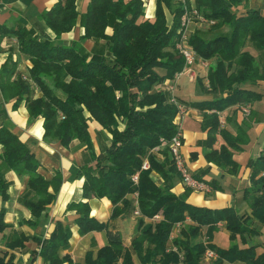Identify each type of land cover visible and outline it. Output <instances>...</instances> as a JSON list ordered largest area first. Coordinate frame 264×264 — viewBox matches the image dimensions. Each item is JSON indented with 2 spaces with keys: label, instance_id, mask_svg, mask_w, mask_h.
I'll return each instance as SVG.
<instances>
[{
  "label": "trees",
  "instance_id": "obj_1",
  "mask_svg": "<svg viewBox=\"0 0 264 264\" xmlns=\"http://www.w3.org/2000/svg\"><path fill=\"white\" fill-rule=\"evenodd\" d=\"M245 1L156 0L154 20L138 21L143 14L141 0H90L79 16L82 34L68 44L25 26L0 30L1 35L15 37L19 50L30 61L26 76L10 57L0 65V102L11 101L13 109L24 102L29 120L42 118L43 140L67 147L77 139L86 146L78 172L83 177V197H106L112 205L111 219L139 212L138 234L124 244L118 232L107 230L108 223L89 216L88 201L69 203L67 209L77 213L79 234L101 230L107 234L106 243L86 251L78 264H203L206 249L215 253L208 264H264V250L258 251L257 244L239 247V243L246 244V238L258 236V225L264 224V147L246 163L251 185L243 190V197L249 212H239L233 206L211 209L187 203L191 188L185 186L178 195L171 191L174 179H180L167 146L177 130V108L166 90L151 91L153 85L174 79L182 70L184 59L175 43L185 8L195 7L213 21V28L228 25L227 34L202 39L193 33L188 38L197 57L215 59L207 74V90L212 97L189 102L175 99L202 112L201 128L207 132L203 142L206 160L236 174L239 164L233 153L248 142V124L245 121L244 126H237L232 135L221 127L219 113L260 99L254 87L264 81V9H238ZM163 7L172 14L170 25L166 24ZM40 17L59 37L75 25V0H57ZM107 26L112 28L111 34L105 33ZM84 39L103 44L88 54L80 45ZM248 41L261 61L245 49ZM198 86L205 89L201 83ZM88 118L110 135L109 144L98 154L87 131ZM217 135L223 143L214 147ZM161 143L165 144L163 160L154 150ZM40 166L32 149L5 123L0 110V198L8 199L11 182L6 172L25 177L19 201L32 219L21 224L34 228L47 216L61 183L58 169L47 179L39 171ZM152 172L161 183L153 180ZM135 174L136 182L131 179ZM208 184L218 189L213 181ZM4 214L1 208L0 233L9 227ZM156 215L159 218H154ZM218 224L228 233L227 248L212 242V231L218 229ZM175 228L177 233L173 234ZM202 234L204 239L196 240ZM71 235L70 227L60 220L53 221V229L43 238L12 230L3 236L0 264H16L10 251L23 248L29 240L34 243L31 261L39 257L45 264H72L69 255L62 254Z\"/></svg>",
  "mask_w": 264,
  "mask_h": 264
},
{
  "label": "crops",
  "instance_id": "obj_2",
  "mask_svg": "<svg viewBox=\"0 0 264 264\" xmlns=\"http://www.w3.org/2000/svg\"><path fill=\"white\" fill-rule=\"evenodd\" d=\"M56 1L0 0V30L3 27L13 29L20 25L33 29L36 34H45L51 39L65 44L77 41L83 32V28L79 23V16L86 11L90 0H75V10L78 13L75 25L70 31L62 33L59 37L55 36V33L45 25L40 17V14L44 10L51 8ZM141 1L143 14L139 17L138 21H153L156 0ZM191 5H193L192 2ZM238 9H264V0H246L238 6ZM163 12L166 24L170 25L172 22L171 12L166 7H163ZM111 32L112 28L107 26L105 33L111 34ZM102 44V41L95 43L92 39L80 41V45L88 54H91L94 49H99ZM8 57L16 63L17 70L26 76L28 68L30 67V61L27 55L19 50L15 37L8 34L1 35L0 33V65ZM194 68L198 70V65L195 64ZM206 95L209 98L212 97L211 94ZM176 98L180 99L178 97ZM11 104V101L0 102V110L4 115L5 123L10 126L20 141L32 149L35 157L41 164L39 171L47 179H50L53 170L58 169L61 173V183L53 202L49 205L47 216L42 217L38 225L34 228L26 224H21L23 220L32 219L29 210L19 201V196L25 189L26 178L16 175L13 171L6 172V178L11 184L8 188V199L2 201L0 198V209H4V221L9 224V227L0 233V248H4L3 236L8 235L12 230L23 231L26 234L43 238L47 237L53 229V221L60 220L67 223L72 232L71 238L69 239V246L62 251V254H68L72 262L78 264L82 261L86 251L90 249L96 250L107 241L106 230L90 231L82 235L78 233V227L75 222L77 213L74 210H68L67 206L71 202L79 201H88L90 206L89 216L108 223L107 230L118 232L121 235L123 243L129 244L131 239L138 233L137 217L134 216V213H124L119 217L111 219L112 205L106 197H92L88 199L82 195L83 177L78 172L79 166L85 157L86 146L77 139L72 140L67 147L61 146L57 141L43 140L42 118L38 117L29 120L24 102H21L14 109ZM185 108V114L178 120L182 139L180 154L189 173L191 175H197L199 180L207 186L205 189H189L186 195V202L211 209L233 206L239 212H249L248 202L243 197V190L251 185L249 180L250 168L246 165L247 162L244 163L243 159L238 157L239 151L233 153V159L239 164V169L236 174H229L226 169H221L212 162H208L204 156L203 142L207 138V132L201 128L202 112L191 106H185ZM250 111L252 113H250L251 117L249 116L250 118L246 119L238 106L226 108L219 113L221 127L234 135L236 133V127L240 125L244 126V122L246 121L248 124L246 126L247 130L250 124L257 123L260 120L258 114L253 110L252 104H250ZM86 123L93 150L98 154L100 150H103L109 144L110 135L101 129V126L94 119L88 118ZM222 143L221 136L217 135L214 147H218ZM263 147L264 144L252 158L258 156ZM155 175L157 174L155 173ZM210 181H213L218 189H213L208 184ZM185 188L181 179L175 178L171 191L178 195L183 193ZM218 228L225 230L222 224H218ZM258 228L260 234L256 237L246 238V244L239 243V247L243 248L248 244H257V250L263 251L264 224H259ZM176 233L177 228L174 229V234ZM203 239L204 235L202 234L196 240ZM33 248L34 243L29 240L25 242L23 248L10 251L13 253L14 263L29 264L30 261L32 264H45L39 257L34 261L30 260V251ZM208 262V258L203 260V264H208ZM223 264L244 263L235 261L224 262Z\"/></svg>",
  "mask_w": 264,
  "mask_h": 264
},
{
  "label": "rangeland",
  "instance_id": "obj_3",
  "mask_svg": "<svg viewBox=\"0 0 264 264\" xmlns=\"http://www.w3.org/2000/svg\"><path fill=\"white\" fill-rule=\"evenodd\" d=\"M197 19H198L197 21L195 20V22L191 23L189 28L186 29V34L188 35V38L193 33H195L202 39H208L209 37L218 34H225V33L227 34L229 32L228 25H222L220 27L213 28L211 27L213 23L202 21L200 18ZM245 49L250 51L256 57L257 60L260 59L261 56H259L258 51L255 49L254 45L250 41L246 42ZM195 64L198 65V70L194 68ZM214 64H215L214 58L210 60H205L197 57L195 54V63L193 64V68L195 70L194 81H190L188 77L184 74L178 75L176 73L177 75L175 74L176 77L174 76V79L166 80L162 84L153 85L151 87V91L156 90L158 88L164 89L168 92V94H170V96L172 94L180 98L181 100L187 102L202 101L208 99L209 96L206 94L213 95V93L207 90L208 88L207 74L210 66H213ZM198 83H201L205 87L203 91L199 88ZM254 90L259 92L261 95L260 99L252 102V108L258 114L260 120L259 122L250 124L247 127L248 142L245 145H243L242 150L239 151V156H238L239 158L243 159L244 163H246L247 160L251 158L257 152V150L260 147H262L264 144V81H259L257 83V86L254 87ZM251 114L245 115L244 117L248 119L251 117ZM164 146L165 144L161 143L160 146L154 149L155 151H157L160 160H163L161 152ZM145 164L146 167L144 168H147L148 167L147 163ZM154 175L155 173L152 172L151 177L153 178V180H155L157 183H161L159 176L155 175L154 177ZM134 216L138 217L135 214ZM211 237H212V242L220 248H227L230 244L228 234L224 229L218 228L213 230ZM29 264H32V262L29 261Z\"/></svg>",
  "mask_w": 264,
  "mask_h": 264
},
{
  "label": "built area",
  "instance_id": "obj_4",
  "mask_svg": "<svg viewBox=\"0 0 264 264\" xmlns=\"http://www.w3.org/2000/svg\"><path fill=\"white\" fill-rule=\"evenodd\" d=\"M197 18H200L202 21L213 23L212 20H209L208 18L203 16L195 7L191 6V8H185L180 18V25L178 29L179 36L175 43V48L178 50V52L182 55L184 59L182 70L177 74L187 75L189 80L191 81L195 79V70L193 68V64L195 63V53L188 45V35L186 34V29H188L190 24L195 22V20L197 21L198 20ZM171 101L176 105L177 108V113L175 116L177 130L175 134L171 137L170 141L167 143L169 152L173 158L177 170L179 171L180 179L182 183L191 189H205L207 186L199 179L193 177V175L189 173L180 154V146L182 143V139H181V129L178 120L180 119L181 116L185 114L186 108L182 103L178 102L175 99V96L172 94H171ZM239 109L244 116L248 115L250 112V104H245L243 106H240ZM143 167H146L145 163L143 164ZM131 179L136 182L137 175L136 174L133 175ZM133 213L135 215L139 214L138 210H135ZM154 218L157 219L159 218V216L156 215L154 216ZM205 257L208 259L213 258L215 257V253L210 249H206ZM72 264H76V263L72 262Z\"/></svg>",
  "mask_w": 264,
  "mask_h": 264
}]
</instances>
